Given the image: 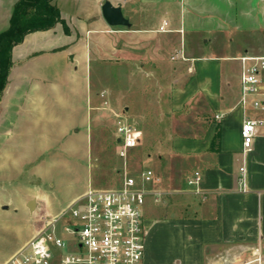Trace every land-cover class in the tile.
<instances>
[{"label":"crops","instance_id":"crops-1","mask_svg":"<svg viewBox=\"0 0 264 264\" xmlns=\"http://www.w3.org/2000/svg\"><path fill=\"white\" fill-rule=\"evenodd\" d=\"M16 1L0 0V32ZM105 1L54 0L60 20L12 47L0 185L42 166L57 131L65 138L117 114L144 132L156 122L148 155L160 180L143 208L145 264H231L264 242V125L247 150L241 135L245 117L264 110L240 103V58L264 56V0H110L129 27L106 22Z\"/></svg>","mask_w":264,"mask_h":264},{"label":"built area","instance_id":"built-area-1","mask_svg":"<svg viewBox=\"0 0 264 264\" xmlns=\"http://www.w3.org/2000/svg\"><path fill=\"white\" fill-rule=\"evenodd\" d=\"M167 22L160 26L166 31ZM175 58V56H172ZM240 103L264 110V56H242ZM120 156L138 146L143 131L117 114ZM262 117H245L243 148L251 147ZM124 169L123 178L106 189L88 188L51 216H40L33 234L2 264H145L143 206L151 187L160 179L151 168L139 177ZM200 172L189 179L198 182ZM156 198L161 194L154 192ZM231 264H264V242H258Z\"/></svg>","mask_w":264,"mask_h":264},{"label":"rangeland","instance_id":"rangeland-1","mask_svg":"<svg viewBox=\"0 0 264 264\" xmlns=\"http://www.w3.org/2000/svg\"><path fill=\"white\" fill-rule=\"evenodd\" d=\"M232 50L236 51V45L233 44ZM129 124L138 126L135 121ZM148 125L150 128L143 131L141 143L129 149L126 159L120 156V145L114 138L116 123L113 117L101 123L90 121L89 129L77 124L80 132L72 129L65 138H60L57 131L54 142L51 141L52 147L41 156L45 161L42 166H25L21 173L23 180L13 183L2 180L0 203L6 208H0V264L32 235L39 224L37 218L58 212L90 184L98 189L114 186L123 178L125 164L127 172L137 178L142 169L151 168L156 172L153 156L149 157L148 152L158 146L155 133L159 124ZM73 143L77 145L76 150L68 153L63 147ZM53 151L57 153L51 155ZM31 199L36 203L33 208L24 205ZM151 204L152 200L147 197L144 210H149ZM154 210L164 212L161 205ZM178 246L172 251H177Z\"/></svg>","mask_w":264,"mask_h":264},{"label":"trees","instance_id":"trees-1","mask_svg":"<svg viewBox=\"0 0 264 264\" xmlns=\"http://www.w3.org/2000/svg\"><path fill=\"white\" fill-rule=\"evenodd\" d=\"M60 20V10L54 0H17L9 26L0 32V92L11 65L12 47L35 30L51 28Z\"/></svg>","mask_w":264,"mask_h":264},{"label":"water","instance_id":"water-1","mask_svg":"<svg viewBox=\"0 0 264 264\" xmlns=\"http://www.w3.org/2000/svg\"><path fill=\"white\" fill-rule=\"evenodd\" d=\"M102 16L110 26H131L129 19L123 14L120 5H114L110 0H106L101 6ZM35 200L31 199L28 206L33 208Z\"/></svg>","mask_w":264,"mask_h":264}]
</instances>
